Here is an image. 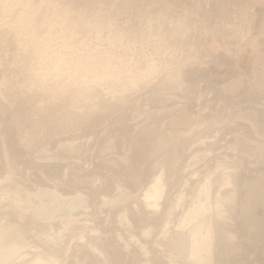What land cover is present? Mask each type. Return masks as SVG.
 <instances>
[{"label": "rangeland", "instance_id": "1", "mask_svg": "<svg viewBox=\"0 0 264 264\" xmlns=\"http://www.w3.org/2000/svg\"><path fill=\"white\" fill-rule=\"evenodd\" d=\"M254 9L0 0V264H264Z\"/></svg>", "mask_w": 264, "mask_h": 264}, {"label": "bare ground", "instance_id": "2", "mask_svg": "<svg viewBox=\"0 0 264 264\" xmlns=\"http://www.w3.org/2000/svg\"><path fill=\"white\" fill-rule=\"evenodd\" d=\"M161 176L158 175L155 179V182L153 183V185L151 186V188H149L145 193V198L146 200L149 202L153 201V205L154 207H158V199H159V190H160V185H159V181H160ZM224 186H230L231 183L229 182V180H226V182L223 184ZM208 234V233H207ZM205 247H206V252L208 253L209 250L211 249V238L209 235H207L205 237ZM208 256V254H207Z\"/></svg>", "mask_w": 264, "mask_h": 264}, {"label": "crops", "instance_id": "3", "mask_svg": "<svg viewBox=\"0 0 264 264\" xmlns=\"http://www.w3.org/2000/svg\"><path fill=\"white\" fill-rule=\"evenodd\" d=\"M178 1V0H172ZM255 7L254 18L255 24L260 25L261 22L264 23V0H249Z\"/></svg>", "mask_w": 264, "mask_h": 264}]
</instances>
